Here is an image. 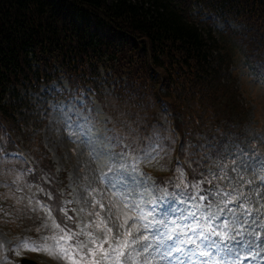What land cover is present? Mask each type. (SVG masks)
I'll use <instances>...</instances> for the list:
<instances>
[{
    "label": "trees",
    "instance_id": "1",
    "mask_svg": "<svg viewBox=\"0 0 264 264\" xmlns=\"http://www.w3.org/2000/svg\"><path fill=\"white\" fill-rule=\"evenodd\" d=\"M237 58L264 73V0H0V170L20 165L25 182L46 178L42 186L58 189L63 204L66 175L56 172L41 137L48 112L41 89L61 75L76 89L62 96L97 98L123 144L132 129L141 137L159 129L161 143L190 151L189 170L188 162L199 164L198 147L216 153L227 137L244 134L246 108L231 71ZM175 126L179 145L166 139ZM18 146L34 154V176L11 155ZM4 191L0 208L12 221L10 209L24 204ZM23 216H14L16 229L29 225Z\"/></svg>",
    "mask_w": 264,
    "mask_h": 264
},
{
    "label": "rangeland",
    "instance_id": "2",
    "mask_svg": "<svg viewBox=\"0 0 264 264\" xmlns=\"http://www.w3.org/2000/svg\"><path fill=\"white\" fill-rule=\"evenodd\" d=\"M108 1L111 2V0ZM218 25L220 24H216L215 27ZM236 61L231 71L234 72L237 81L236 88L246 108L247 119L244 124V134L240 139L228 141L223 147L222 156L214 159L212 164L209 163L205 168L206 176L211 170L218 176L224 177L213 183L236 197L229 207L237 209L241 220L239 225L234 226V231L230 235L237 233L242 235H236V240L225 241L230 248L234 249V252L231 255L217 254L213 249L211 256L199 259L197 254L192 255L187 252L186 246H182L183 252L173 251L171 255H166L163 247L155 251L158 241H152V236L156 233V228L148 227L146 230L142 229V232L149 235V242L153 246L143 253V257H138L135 264H144V258L149 259L151 264H203L204 261H207V264H217L218 261H223V264H264V179H262L264 164V75L262 74L264 73L248 65L243 58H237ZM54 101L53 98L48 97L49 112L44 120L46 122L41 137L44 148L48 150L55 164L56 171L66 175L62 201L63 204L71 201L68 204L69 214L74 215L77 224L70 226L76 231L98 219L95 216H89V212L99 211L101 216L108 218L104 209H100L98 205L95 208L92 206L94 201H101L107 205L109 201L117 203L121 199L119 195H113L116 190L110 188L102 177V174L111 176L108 171L112 166L110 161L107 156L98 157L97 153L103 148L114 153V159L119 162V154L124 144L109 124L108 115L98 103L93 107L88 102L85 103L83 99ZM162 146L164 147V159L160 163L165 164L166 167L161 168L160 164L155 161L152 163L144 161L139 164L140 172L144 174L140 179H147L150 187L153 183L156 185L143 194L144 199L149 196L155 197L156 200L162 202L161 205L165 206V211H168L173 198L165 197L164 192L177 190L167 182L173 177L171 167L173 153L168 145ZM19 166L13 169L15 173L7 172L5 169L0 170V187L5 189L2 194L17 200L23 198V195L20 197L19 194L16 195L10 188L12 185L8 188L9 181H16L26 195L32 194V190L29 191L24 179L16 180L18 175L22 176L24 168ZM126 179L132 183L133 177L128 175ZM26 203L23 200L21 204ZM241 207L243 211H240ZM20 209H22L20 205L10 209L13 212L9 215L13 216V220L6 221L0 208V264H22L23 258L34 260L39 264H59L56 259L39 252L21 250L17 255L16 244L22 238L38 239L40 233L36 229L41 226L38 219L23 216L21 220H27L29 225L27 227L24 225L20 230L16 229L14 216L19 217L23 213ZM72 209L76 211L73 212ZM164 212L158 216L159 220L164 218ZM26 215L32 216L31 213H26ZM226 216L227 214L222 216L217 223H222ZM171 218L175 219V217ZM48 223L51 222L48 221ZM139 223L145 224L146 222L139 221ZM109 226L111 227L112 224L110 223ZM169 227H171L170 224ZM85 230L102 235V231L97 229L94 223ZM160 230L163 231V228L161 227ZM113 231L118 235L122 230L114 228ZM244 241L248 243L245 244ZM167 243L172 242L167 241ZM124 264H134V261L126 255Z\"/></svg>",
    "mask_w": 264,
    "mask_h": 264
},
{
    "label": "snow or ice",
    "instance_id": "3",
    "mask_svg": "<svg viewBox=\"0 0 264 264\" xmlns=\"http://www.w3.org/2000/svg\"><path fill=\"white\" fill-rule=\"evenodd\" d=\"M129 135L131 141L124 144L119 154V162L114 159V153L103 148L97 153L98 157L104 155L110 161L112 166L108 171L111 176L102 174V177L110 188L116 190L113 195L121 197L117 203L109 201L107 205L101 201L93 202L94 208L98 205L108 214V218L105 219L99 211L88 213L89 216L98 218L90 222V225L94 223L95 227L102 231V235L86 231L85 229L90 225L74 231L70 225H76L77 220L73 215H69L68 204L71 201L61 204L59 190L42 186L46 178H41L40 182H25L29 191L35 188V192L16 201L17 204H21L23 200H27L20 211L31 213L32 216L29 218L35 217L41 224L36 229L40 233L38 239L22 238L16 244L17 255L21 250L39 252L56 259L59 264H124V258L127 255L135 264L138 257H143V253L152 248L149 235L142 232V229L146 230L149 224H141L139 221L148 220L155 211L153 209L145 212L142 205L145 203L143 194L156 185L153 183L150 187L147 179H140L144 174L140 172L139 164L144 161L149 163L155 161L161 168H165L166 165L160 163L164 159V147L160 142L159 129L154 128L149 137L139 136L136 129H132ZM143 140H147V144H142ZM181 151L183 152L184 149L182 148ZM0 153L6 154L2 137H0ZM129 157H131L130 160ZM172 171L173 177L167 182L177 191H166L164 196L172 197L173 203L169 210L163 213V219L151 222L152 226L156 227L152 241H158L155 251L163 247L165 254L171 255L173 251L183 252L182 246L192 245L193 247L188 248L187 252L192 255L198 253L201 257L211 256L213 249L217 254H233L234 249L230 248L225 241L236 240V235H242L241 233L230 235L234 231V226L239 225L241 217L237 214L236 208L229 207L236 197L213 183L224 177L218 176L211 170L206 176L203 171L197 169H191L192 175L189 177L188 171L179 161ZM26 172L30 176L35 175V169H26ZM128 175L133 177L132 183L126 179ZM22 179L23 176H17V180ZM16 191H23V188L18 185ZM34 200L35 203H33ZM147 203L153 204L155 200H148ZM240 211H243L242 207ZM225 214H227L226 218L218 224L217 221H220ZM48 221L51 223L49 224ZM161 227L163 231L160 230ZM114 228L122 231L117 235L113 231ZM167 241L172 243L168 244ZM244 243L248 242L244 241ZM144 264H151V261L144 258ZM203 264H207V261ZM217 264H223V261H218Z\"/></svg>",
    "mask_w": 264,
    "mask_h": 264
},
{
    "label": "water",
    "instance_id": "4",
    "mask_svg": "<svg viewBox=\"0 0 264 264\" xmlns=\"http://www.w3.org/2000/svg\"><path fill=\"white\" fill-rule=\"evenodd\" d=\"M21 262H22V264H39L38 262L27 259V258L22 259Z\"/></svg>",
    "mask_w": 264,
    "mask_h": 264
}]
</instances>
